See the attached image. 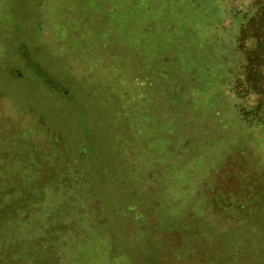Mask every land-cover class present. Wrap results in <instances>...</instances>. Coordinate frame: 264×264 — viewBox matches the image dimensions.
I'll use <instances>...</instances> for the list:
<instances>
[{
    "label": "rangeland",
    "instance_id": "rangeland-1",
    "mask_svg": "<svg viewBox=\"0 0 264 264\" xmlns=\"http://www.w3.org/2000/svg\"><path fill=\"white\" fill-rule=\"evenodd\" d=\"M254 22L264 0H0V264H264Z\"/></svg>",
    "mask_w": 264,
    "mask_h": 264
},
{
    "label": "trees",
    "instance_id": "trees-1",
    "mask_svg": "<svg viewBox=\"0 0 264 264\" xmlns=\"http://www.w3.org/2000/svg\"><path fill=\"white\" fill-rule=\"evenodd\" d=\"M259 23V24H257ZM251 27H252V31L256 34L257 36V44L255 46V49L251 52V54L248 55L247 60H246V66H245V75H244V81L241 84V87H243V84H245L248 87V91L251 90V92L257 94L259 96V101L257 104L255 105H248V106H244L242 108V110H244L245 112H247L246 114L248 115H253V116H259L258 114H260V111H262L264 108V33L262 31H260L261 29H263V26L260 22H254V23H250ZM23 46V45H22ZM21 52L20 55L23 58L24 54H25V49L24 47H21ZM24 60V59H23ZM25 61V60H24ZM27 69L30 71H32L31 73L35 74H40L37 73V71L33 70L30 66V64L28 63V61H25ZM16 70L18 69L17 67L15 68ZM23 69L25 70V68L23 67ZM18 71H20L18 69ZM23 73V71H20ZM3 74V73H1ZM6 75L10 78H16L17 74L16 71L14 70V72L12 70H10V68H7L6 70ZM43 80L45 81V83L47 85L50 86V88L52 89V91L55 92H59L63 95V97H65L64 95H68L70 89L67 88L63 83H61L60 81H53L51 82L50 80H45L44 78L45 75L41 74L40 75ZM32 87H34L35 83L31 82ZM241 93V92H240ZM57 94V93H56ZM244 104H248L247 102H245ZM129 136V134L127 135ZM127 137H125L123 140H126ZM113 140V138H112ZM112 140L110 141V148L111 151L109 152V155L105 157V160H103L102 164L107 166L108 162L110 164V166L115 165L116 160L118 159V156L114 155L115 152V146L112 144ZM73 151V150H71ZM76 163H75V167L79 168L80 167V160L77 159H73ZM113 162V163H112ZM79 170L81 172L86 173L85 171H82L81 168H79ZM97 175H99V179L97 180V177H92L90 176V178H85L87 180V184L88 187L90 186V188L94 191H92V193H94L95 195H98L99 197H103L104 193H102L103 190H101L100 187V183L103 181H108L109 183L112 184V182H117L115 176L112 178L108 175H103L98 173ZM88 176V175H87ZM123 178H126V175L123 174L122 176ZM117 189V188H116ZM118 193H112V195L117 196L120 194H122V198L124 199V205L123 208H128L127 211H124V213H129L131 214L133 217H137L138 220H140L143 217V214L141 211H139L137 209L136 206V199H134L131 195V193H121L119 191H115ZM105 197V196H104ZM134 205V206H133ZM135 207V208H134ZM126 215V214H125ZM159 259L156 258V256H152L148 259V264H159L158 263ZM213 262H211L212 264Z\"/></svg>",
    "mask_w": 264,
    "mask_h": 264
}]
</instances>
